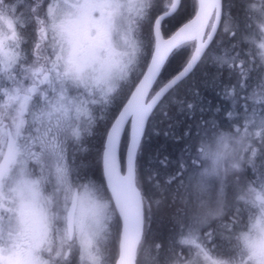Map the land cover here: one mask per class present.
Returning <instances> with one entry per match:
<instances>
[{
    "label": "snow or ice",
    "instance_id": "obj_1",
    "mask_svg": "<svg viewBox=\"0 0 264 264\" xmlns=\"http://www.w3.org/2000/svg\"><path fill=\"white\" fill-rule=\"evenodd\" d=\"M181 6L0 0V264H72L74 253L79 264H103L113 218L122 228L117 264H136L161 203L152 192L167 190L155 171L140 175L146 128L209 59L236 78L219 85L230 106L205 119L202 102H181L182 113L201 116L177 137L185 144L164 185L183 190V208L174 235L155 249L163 264H264V0H240L243 28L232 0H195L191 18L166 34ZM97 134L100 185L75 165Z\"/></svg>",
    "mask_w": 264,
    "mask_h": 264
},
{
    "label": "trees",
    "instance_id": "obj_2",
    "mask_svg": "<svg viewBox=\"0 0 264 264\" xmlns=\"http://www.w3.org/2000/svg\"><path fill=\"white\" fill-rule=\"evenodd\" d=\"M232 14L235 18L234 22L242 23V14L240 10V0H232ZM195 10V0H182V6L174 18L166 20L163 24V30L167 34L174 31L182 22L191 18ZM145 40L147 31L144 33ZM228 37H224L225 43ZM212 51L219 54V49L215 48L213 42ZM189 55V50H183L170 58L165 70L162 72V78L168 79L173 76L183 65ZM236 78H229V73L224 70L222 73L217 72V68L212 64L211 60L202 61L199 63L193 72L179 85L178 89L172 95L171 99L163 105V108L158 110L146 128V136L143 140V151L139 157L140 175L146 177V169H151L158 173V179L162 186L167 190L161 194L159 191L153 190L152 195L155 200H160V205L153 204V214L150 224L151 232L148 238L140 246L136 264H163V253L157 252L155 244L160 243L167 245L168 240L174 235L177 229V214L178 210L183 208L181 198L184 195L183 190L176 192V183L171 186L164 185L165 178L168 174L176 171L177 162L181 156L184 147V140H178L184 130L193 126L196 120L201 116L197 110L194 114L195 118L180 111L181 102L198 101L203 103V106L210 111L204 113V118H212L213 115L219 117L230 106L229 101L221 99L218 95L222 91L220 83L224 85L235 84ZM239 91V90H237ZM199 93L197 97L195 94ZM219 106L221 113L216 114L215 108ZM199 107V104H198ZM162 111L167 112V117L161 115ZM169 133L165 135V133ZM99 133V128L97 129ZM100 143L99 134L87 139L85 145L86 152H77V159L81 161L76 165L81 176H85L86 160L90 162V178L100 185L103 183L101 179V165L98 157V145ZM167 158V166H162L158 161ZM146 189L150 185H145ZM106 196L107 193H104ZM163 197V198H162ZM121 233V225L118 218H113L110 222L109 234L105 241L101 244V254L103 264H115L119 255V240Z\"/></svg>",
    "mask_w": 264,
    "mask_h": 264
},
{
    "label": "flooded vegetation",
    "instance_id": "obj_3",
    "mask_svg": "<svg viewBox=\"0 0 264 264\" xmlns=\"http://www.w3.org/2000/svg\"><path fill=\"white\" fill-rule=\"evenodd\" d=\"M241 28H243V27H241ZM26 35L28 37L29 43L26 44L24 47L27 49V48H30L31 42L34 39V37L31 34V29L28 30V33ZM80 163H81V161L79 159H77V156L75 155V165H78ZM85 167H86L85 176H88L89 177L90 176V173L87 172L90 169V162H89V160H86ZM217 243L220 244V243H222V241H217ZM218 252H219V249L217 250V252L212 253V255L216 256V255H218ZM183 254L186 257L190 255V253H189V251L187 249H184L183 250ZM72 264H79L78 257L76 256L75 253H74V256H73ZM202 264H203V262H202Z\"/></svg>",
    "mask_w": 264,
    "mask_h": 264
},
{
    "label": "water",
    "instance_id": "obj_4",
    "mask_svg": "<svg viewBox=\"0 0 264 264\" xmlns=\"http://www.w3.org/2000/svg\"><path fill=\"white\" fill-rule=\"evenodd\" d=\"M194 69H195V68H194ZM194 69H193V70H194ZM193 70H192V72H193ZM192 72H191V73H192ZM121 238H122V228H121V233H120V240H121ZM120 240H119V244H120ZM118 259H119V255H118V258H117L115 264H117Z\"/></svg>",
    "mask_w": 264,
    "mask_h": 264
},
{
    "label": "rangeland",
    "instance_id": "obj_5",
    "mask_svg": "<svg viewBox=\"0 0 264 264\" xmlns=\"http://www.w3.org/2000/svg\"><path fill=\"white\" fill-rule=\"evenodd\" d=\"M104 241H105V240H104ZM104 241H103V242H104ZM103 242H102V243H103ZM102 243H101V244H102ZM101 250H102V247H101V245H100V252H101Z\"/></svg>",
    "mask_w": 264,
    "mask_h": 264
}]
</instances>
